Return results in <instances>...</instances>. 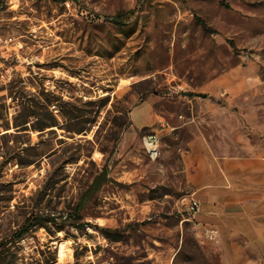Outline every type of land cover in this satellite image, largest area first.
Instances as JSON below:
<instances>
[{
  "label": "rangeland",
  "instance_id": "rangeland-1",
  "mask_svg": "<svg viewBox=\"0 0 264 264\" xmlns=\"http://www.w3.org/2000/svg\"><path fill=\"white\" fill-rule=\"evenodd\" d=\"M197 136L264 154V0H0V264H223L184 220Z\"/></svg>",
  "mask_w": 264,
  "mask_h": 264
},
{
  "label": "crops",
  "instance_id": "crops-1",
  "mask_svg": "<svg viewBox=\"0 0 264 264\" xmlns=\"http://www.w3.org/2000/svg\"><path fill=\"white\" fill-rule=\"evenodd\" d=\"M131 120L137 129L159 123L145 103L132 109ZM183 165L191 197L201 203L199 220L218 231L213 243L223 264L264 256V154L217 155L206 137L197 136Z\"/></svg>",
  "mask_w": 264,
  "mask_h": 264
},
{
  "label": "built area",
  "instance_id": "built-area-1",
  "mask_svg": "<svg viewBox=\"0 0 264 264\" xmlns=\"http://www.w3.org/2000/svg\"><path fill=\"white\" fill-rule=\"evenodd\" d=\"M145 144L149 153L153 157H158L160 154V136L156 131H152L145 135ZM201 212L200 201L192 196L187 207V215L184 218L194 224L196 236L203 242H215L218 238V231L211 226L201 222L198 218Z\"/></svg>",
  "mask_w": 264,
  "mask_h": 264
},
{
  "label": "trees",
  "instance_id": "trees-1",
  "mask_svg": "<svg viewBox=\"0 0 264 264\" xmlns=\"http://www.w3.org/2000/svg\"><path fill=\"white\" fill-rule=\"evenodd\" d=\"M106 176L105 174L99 175L95 178L89 189L85 192L83 198L81 199V202L79 204V209H81L82 206H84L93 196L95 192H97L101 186L105 183ZM25 228H22L20 232L17 234L18 237H22L25 233ZM110 230H106L105 233H109ZM108 235V234H107Z\"/></svg>",
  "mask_w": 264,
  "mask_h": 264
}]
</instances>
